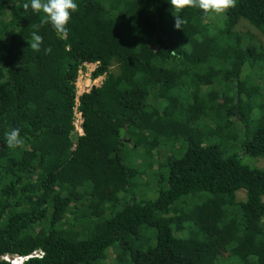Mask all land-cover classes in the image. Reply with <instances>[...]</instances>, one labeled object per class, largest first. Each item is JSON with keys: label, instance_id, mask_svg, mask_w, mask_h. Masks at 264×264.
Here are the masks:
<instances>
[{"label": "trees", "instance_id": "16d2710c", "mask_svg": "<svg viewBox=\"0 0 264 264\" xmlns=\"http://www.w3.org/2000/svg\"><path fill=\"white\" fill-rule=\"evenodd\" d=\"M26 2L0 0V264H264V47L238 29L264 33V0H76L39 52Z\"/></svg>", "mask_w": 264, "mask_h": 264}, {"label": "clouds", "instance_id": "9594fccd", "mask_svg": "<svg viewBox=\"0 0 264 264\" xmlns=\"http://www.w3.org/2000/svg\"><path fill=\"white\" fill-rule=\"evenodd\" d=\"M169 3L176 13H180L186 8H197L206 17L210 14L224 15L237 6V0H169ZM22 8L25 12L30 8L34 13L44 14L41 23L34 26L35 30L31 33V39L28 40L30 48L39 52L43 44V37L38 34L39 29L44 25H50L58 36L66 37L72 15L78 11L79 6L76 0H29L22 5ZM174 17V27L178 30L182 29V25L186 21L179 15H174ZM51 51V47L44 49L45 54H49ZM5 142L9 149L22 148L25 144L18 128H12L5 132Z\"/></svg>", "mask_w": 264, "mask_h": 264}, {"label": "rangeland", "instance_id": "374dc122", "mask_svg": "<svg viewBox=\"0 0 264 264\" xmlns=\"http://www.w3.org/2000/svg\"><path fill=\"white\" fill-rule=\"evenodd\" d=\"M219 19H221V16H218ZM239 30L245 33H249L255 40L264 47V33L260 32L259 30L253 28L246 22H241L239 25ZM96 65H90L88 69H85L82 73H80L78 80H77V91L78 94H83L89 90H91L92 87L94 86H99L103 82V77H100L96 80H93L91 78V73L95 70ZM80 78V80H79ZM80 132L77 131L74 136L79 135ZM255 166L259 168H264V158L259 159L255 162ZM156 168V167H155ZM157 173V172H156ZM240 198H244V193L239 194Z\"/></svg>", "mask_w": 264, "mask_h": 264}, {"label": "built area", "instance_id": "2783aa9c", "mask_svg": "<svg viewBox=\"0 0 264 264\" xmlns=\"http://www.w3.org/2000/svg\"><path fill=\"white\" fill-rule=\"evenodd\" d=\"M90 65H96V64H85L84 65V68L79 72V75H80V73H82L83 71H85V69H88V67ZM96 67H97V65H96ZM79 80H80V78H79ZM89 91H87V92H89ZM87 92H85V93H87ZM81 95L82 94L79 95L78 94V91H77V97L79 98ZM78 106H79V101L77 100V104H76V108H75V124L74 125H75V128H76V132L79 131L80 132L79 135H82L83 132H82L81 125L83 123V119H82L81 113L78 111ZM42 256H43V253L42 252L36 251V252L32 253L31 255L26 256V257H20V256L10 257V256H5L2 259L10 262L11 264H23L25 261H27V260H29L31 258H37V257L38 258H41Z\"/></svg>", "mask_w": 264, "mask_h": 264}]
</instances>
